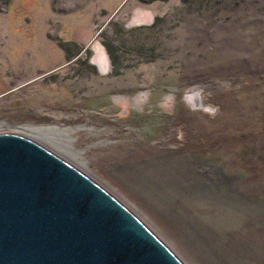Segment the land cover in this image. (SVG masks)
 <instances>
[{"label": "rangeland", "instance_id": "374dc122", "mask_svg": "<svg viewBox=\"0 0 264 264\" xmlns=\"http://www.w3.org/2000/svg\"><path fill=\"white\" fill-rule=\"evenodd\" d=\"M0 133L82 171L184 264H264V0H0Z\"/></svg>", "mask_w": 264, "mask_h": 264}, {"label": "water", "instance_id": "95a60500", "mask_svg": "<svg viewBox=\"0 0 264 264\" xmlns=\"http://www.w3.org/2000/svg\"><path fill=\"white\" fill-rule=\"evenodd\" d=\"M0 264H184L134 213L32 138L0 133Z\"/></svg>", "mask_w": 264, "mask_h": 264}, {"label": "bare ground", "instance_id": "6f19581e", "mask_svg": "<svg viewBox=\"0 0 264 264\" xmlns=\"http://www.w3.org/2000/svg\"><path fill=\"white\" fill-rule=\"evenodd\" d=\"M101 56H102L101 58L100 57L97 58L98 62H99V64L101 63L100 66L103 69H106V68H108V63H109L108 55L106 54V52L103 51V54ZM48 128H50V127L21 125L19 127H14V130H21L27 136L33 137L34 139L38 138V139L46 141L44 138L46 137L45 133H46Z\"/></svg>", "mask_w": 264, "mask_h": 264}, {"label": "trees", "instance_id": "16d2710c", "mask_svg": "<svg viewBox=\"0 0 264 264\" xmlns=\"http://www.w3.org/2000/svg\"><path fill=\"white\" fill-rule=\"evenodd\" d=\"M63 46H64V48L66 49V51L68 52V50H69V46H68L66 43H63Z\"/></svg>", "mask_w": 264, "mask_h": 264}]
</instances>
